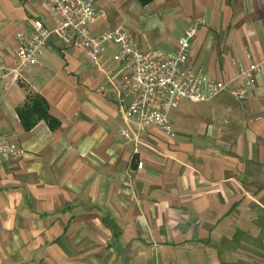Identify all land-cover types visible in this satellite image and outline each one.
<instances>
[{
    "label": "crops",
    "instance_id": "1",
    "mask_svg": "<svg viewBox=\"0 0 264 264\" xmlns=\"http://www.w3.org/2000/svg\"><path fill=\"white\" fill-rule=\"evenodd\" d=\"M91 36L120 27L141 51L173 53L230 81L261 65L243 101L228 92L169 111L174 136L121 115L108 43L97 63L56 39L19 79L0 82V131L24 157L0 163V264H264V0H95ZM40 0H0V62L17 63L18 36ZM39 94L61 121L25 132L17 113ZM126 128L128 138L122 137ZM138 163L142 167L138 168Z\"/></svg>",
    "mask_w": 264,
    "mask_h": 264
},
{
    "label": "built area",
    "instance_id": "2",
    "mask_svg": "<svg viewBox=\"0 0 264 264\" xmlns=\"http://www.w3.org/2000/svg\"><path fill=\"white\" fill-rule=\"evenodd\" d=\"M40 1L50 9L55 25L48 28L41 19H35L31 31L18 36L17 63L9 66L0 62V82L8 78L16 81L24 68L39 66L38 56L51 39L85 51L93 63L98 62L104 46L111 43L116 48L112 55L114 66H121L127 72L119 86L123 120L154 126L170 137L174 132L168 113L177 109L181 101L206 103L223 92L243 101L252 93L256 74L261 71L259 64L242 66L230 81L222 82L202 69L192 70L187 66L189 37L194 28L188 29L187 36L178 38V48L173 53L141 51L120 27L90 35L89 26L99 16L95 0ZM120 134L128 138L126 128H121ZM25 154L14 134L0 131V163ZM137 166L141 168L142 163Z\"/></svg>",
    "mask_w": 264,
    "mask_h": 264
},
{
    "label": "trees",
    "instance_id": "3",
    "mask_svg": "<svg viewBox=\"0 0 264 264\" xmlns=\"http://www.w3.org/2000/svg\"><path fill=\"white\" fill-rule=\"evenodd\" d=\"M17 113L25 132H30L42 121L52 131L61 127V121L51 114L49 103L39 94H29L24 105L18 107Z\"/></svg>",
    "mask_w": 264,
    "mask_h": 264
}]
</instances>
